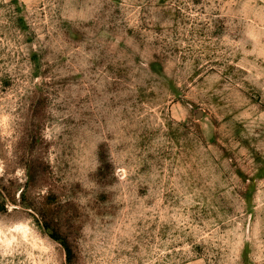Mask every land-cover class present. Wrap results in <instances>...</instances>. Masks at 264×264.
Segmentation results:
<instances>
[{
  "label": "clouds",
  "instance_id": "obj_1",
  "mask_svg": "<svg viewBox=\"0 0 264 264\" xmlns=\"http://www.w3.org/2000/svg\"><path fill=\"white\" fill-rule=\"evenodd\" d=\"M131 3L133 7L124 8L117 0H0V264H67L63 245L49 234L42 217V211L50 207L47 197L51 193L65 209L61 231L71 225L74 242L83 239L90 244L87 223L76 221L87 216L85 209L97 214L105 210L100 196L111 199V192L104 191V185L131 188L135 184L137 195L149 186L157 187L160 174L154 166L159 156L152 145L167 129L162 121L147 122L148 114H141V107L153 96L166 95L169 81H178L182 88L199 72L205 77L203 95L207 96V81L219 79L208 75L216 64L224 71L243 67L247 74L234 73L237 79L229 78V91L246 94L238 107L250 113L253 123L264 122L260 111L264 107V0H201L199 4L167 0L163 6L159 0ZM126 19L134 20L137 36L139 27L154 30L159 25L173 46L167 53L161 49L158 60L152 57L133 65L131 77L129 66L115 65L106 84L93 85L88 76L78 79L106 60L104 48L95 42L96 33L101 28L125 27ZM177 26L179 38L187 40L180 45V56L173 41ZM81 46L92 49L87 59L94 63L76 59ZM64 59L70 63L64 64ZM166 59L172 61L174 71L147 67L163 65ZM72 60H76L75 68ZM177 111L180 119L187 115L185 110ZM33 139L39 141L35 147ZM101 149L111 164L104 182L98 178ZM86 160L92 163L84 165V176L95 195L84 201L81 197L91 190L81 180L67 179V170L70 162L78 168ZM38 163L50 169L46 178L42 171H35ZM261 172L244 183L251 188L256 180H264ZM57 181H62L59 191ZM205 185L208 194L219 190L216 183L205 180ZM164 192L161 185L160 195ZM238 195L255 218V192L251 197ZM201 241L212 247L215 255L210 259L215 264H264V230L258 232L246 217L239 230L227 234L213 230L191 243ZM234 245L236 254L231 251Z\"/></svg>",
  "mask_w": 264,
  "mask_h": 264
},
{
  "label": "rangeland",
  "instance_id": "obj_2",
  "mask_svg": "<svg viewBox=\"0 0 264 264\" xmlns=\"http://www.w3.org/2000/svg\"><path fill=\"white\" fill-rule=\"evenodd\" d=\"M193 2L199 4L201 0ZM117 3L124 8L134 6L131 0L127 4L123 0H117ZM166 3L167 0H159V6ZM176 16L179 18V11ZM136 31L132 19L125 20V27L101 28L94 39L104 48L106 60L77 78L84 80L88 76L93 85L106 84L115 65L129 66L131 77L135 70L133 65L138 66L142 60L152 57L158 60L161 49L167 53L173 46L165 40L159 25L154 30L147 25L139 27L138 36ZM73 38L79 40L78 35L74 34ZM173 41L176 55H182L180 45L186 44L187 40L179 38V26ZM69 51H72L71 46ZM91 51L79 47L76 59L94 63L87 59ZM63 63L70 61L64 59ZM71 63L75 68L76 60ZM147 67L165 73L174 71L172 61L167 59L163 65L151 63ZM236 72L247 74L243 67H229L224 71L222 65L216 64L208 75H217L219 79L207 81L210 89L207 96L203 95L205 77L198 72L182 88L178 81H169L166 95L162 93V97L153 96L143 102L141 114H148L146 121H162V127L167 129L163 135L154 138L152 145L159 156L154 166L160 174L159 184L155 189L149 186L140 195L136 194L135 184L131 188L117 183L104 185V191L111 192V199L104 194L100 196L105 210L97 214L95 210L85 209L87 216L76 221L87 223L85 231L91 237L90 244L83 239L74 242L71 225L61 231L65 209L58 204L55 193L47 197L50 207L42 211V217L46 230L63 245L67 264H200L201 260L204 264H215L210 259L215 255L212 247L203 241L193 245V239L211 235L213 230L224 234L239 230L245 217L258 232L264 230V180H256L251 188L244 183L264 169V122L253 123L250 113L238 107L246 94L229 91V78L236 80ZM130 82V79L126 81ZM160 103L166 107H157ZM152 109L156 110L153 112ZM178 109L187 112L183 119L179 118ZM260 111L264 112V107ZM38 143V139H33L32 146ZM100 156L102 168L98 178L104 182L111 164L103 149ZM79 163L80 167L73 168L70 162L67 179H78L87 184L91 191L88 196L81 197L87 201L95 195V190L84 176V165L90 166L92 161ZM35 171H42L46 178L50 169L46 164L38 163ZM30 179L34 180L35 176ZM205 180L209 184L216 183L219 190L208 194ZM61 183L56 182V191L60 190ZM161 185L165 190L163 196L160 195ZM253 192L256 194L255 218L238 195L247 193L251 197ZM63 223L68 221L63 220ZM231 251L237 253L235 245ZM173 256H176L175 260Z\"/></svg>",
  "mask_w": 264,
  "mask_h": 264
}]
</instances>
